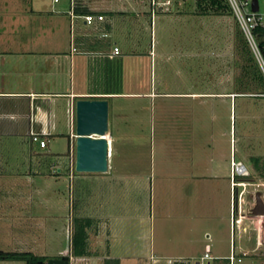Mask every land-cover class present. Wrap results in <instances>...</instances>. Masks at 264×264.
<instances>
[{"label": "crops", "instance_id": "obj_1", "mask_svg": "<svg viewBox=\"0 0 264 264\" xmlns=\"http://www.w3.org/2000/svg\"><path fill=\"white\" fill-rule=\"evenodd\" d=\"M165 8L167 5L159 4L152 12L151 0H0V249L31 251L49 258L69 255L70 264H143L132 246L123 249V239L118 236L123 228L120 224L123 219L110 213L113 203L118 207L130 204L138 208L139 186L146 173L141 168L148 166V163L134 156L137 148L129 137L136 129L128 111L133 116L141 114L145 102H151L154 111L158 109L165 119L169 113V100L179 98L180 112L194 120L196 108L188 100L230 97L233 101L238 96L253 95L252 91L244 89V78L235 77L234 64L224 70L225 78L216 79L217 89L191 87L164 90L159 89L160 84L153 78L145 85L136 71L131 70L128 76L125 75L127 64L130 67L133 64L136 68L142 56L148 57L138 49L139 32L147 31L144 18L150 14L153 40L155 12L157 9L164 11ZM87 14L96 16L93 23L86 22L84 16ZM98 15L103 18L98 19ZM129 23L133 25L127 26ZM233 39L235 47L234 33ZM114 46L120 48V54L110 57ZM155 55L152 45L149 50L151 69L155 66ZM220 83L225 89H218ZM79 98L107 99L109 113L110 101L115 100V114L109 119L111 157L107 172L71 171L69 108L71 101L76 102ZM120 98L128 101L127 106L119 103ZM124 113L128 120L122 127L120 122L123 119L119 121L118 117ZM193 131L192 127H186L180 136L193 135ZM164 132L171 134L170 130ZM34 134L44 139L46 145L42 147L33 142L31 136ZM60 137L67 139L68 155L65 158L53 151L55 140ZM120 140L124 142L121 144ZM168 165L175 167L173 171L170 170L171 173L191 176L201 183H212L220 178L227 180L228 177L230 180L231 161L229 173L222 175L213 160L173 159ZM164 166H167L166 162ZM45 168L50 170L49 174ZM170 171L167 169L164 172L167 174ZM47 177L56 179L54 182L50 179L52 199L58 200L61 190L55 186H58L61 178L69 180L73 190L70 241L66 249L54 255L45 254L39 249L41 244L38 238L43 222L37 207H42L43 182L48 181ZM92 183H97L94 194L89 186ZM27 199L33 200V204L27 205ZM90 203L94 205L92 211ZM76 216L95 220L87 228L90 253L83 256L72 254L73 219ZM214 216L217 220V216ZM130 220L132 222V216ZM201 228L199 225L198 229L187 225L182 236L184 245L195 248L196 243L202 244L205 238H212L216 229L212 225ZM225 231L230 238L231 251V221L229 229ZM241 234L236 242V252L240 255L243 249L248 250L242 244L247 232L242 231ZM205 252L214 256L211 264H229L228 255H214L212 250ZM185 254L167 257L169 260L174 257L200 258L203 255L197 249ZM152 255L149 259L155 261L153 252ZM0 264L26 262L0 260Z\"/></svg>", "mask_w": 264, "mask_h": 264}, {"label": "rangeland", "instance_id": "obj_2", "mask_svg": "<svg viewBox=\"0 0 264 264\" xmlns=\"http://www.w3.org/2000/svg\"><path fill=\"white\" fill-rule=\"evenodd\" d=\"M150 9L151 6L149 11ZM199 10L196 0H172V4L167 5L164 11L157 9L154 15L153 40L150 32L151 18L148 13L144 18L147 31L141 30L139 36H136L140 41L138 49L144 51L148 57L142 56L136 68L133 64L132 68L127 64L125 75L128 76L131 70L136 71L145 85L153 78L160 84L159 89L164 90L217 89L216 79L225 78L224 70L234 64L235 77L241 80L244 78V89L252 92L260 90L254 80H249L243 75L239 65L244 62V58L236 52L233 45V28L237 24L233 14L231 12L223 16H215L216 13L212 12L197 14L195 11ZM132 25L127 24L129 27ZM152 45L156 55L155 66L151 69L149 50ZM126 47L129 48L127 43ZM218 89H225L222 83ZM118 100L127 106L126 99ZM169 101V113L165 119L158 109L154 111L151 102L148 104L145 102L141 114L133 116L132 112L128 111L133 117L130 118L134 121L133 126L136 129L131 138L129 137L137 148V152H133L134 156L137 160L148 163V166L141 168L146 173L143 174L142 184L139 186L138 208L130 204H122L121 207L115 206V203L111 204L110 213L114 217L120 215L123 219L120 221L123 225L122 231L118 233L119 238L123 239V249L132 246L143 264H167V256L186 255L185 253L194 249L202 254L212 250L214 255L229 256L230 238L225 231L226 228L229 229L231 221L229 177L227 180L220 178L214 179L212 183L208 181L201 183L191 176L184 177L175 172L171 173L175 167L168 164L173 159L213 160L222 175L229 173L232 158L242 160L251 172L249 178L261 183L247 187L243 205L248 209L258 190L262 192L264 199V176L251 161V157L259 156L262 165L264 163V97L242 95L233 101L230 97L188 100L189 103H194L196 108L194 120L186 118L180 112L181 99L171 98ZM115 105V100L110 101V120L115 114ZM124 111L126 112V109ZM118 118L119 121L123 119L120 125L124 127L125 120H128L125 113ZM186 127H192L193 135L180 136ZM167 130L171 131L170 135L164 132ZM55 141L53 151L65 158L68 155L67 139L60 137ZM123 142L124 140H120L121 144ZM165 162L167 166H164ZM166 168L168 171L172 169L170 173L164 172ZM45 171L47 174L50 173L48 168H45ZM50 179L56 181L54 177H47L48 181L43 182L42 207H37L43 222L38 238L41 244L39 249L45 254L54 255L66 249L70 241L73 190L70 188L69 180L61 178L58 186L54 185L61 190L58 200L52 199ZM89 186L94 194L97 183ZM32 201L27 199V205L33 204ZM74 201L77 205L78 200ZM90 207L92 211L94 205L90 203ZM209 215L210 218L207 219ZM248 223L247 237L242 244L249 253L243 256L240 264H264V214L249 218ZM203 224L216 228L212 238H205L206 242L203 241L202 244L196 243L195 248L184 245L182 236L187 225L193 226L194 229L195 227L198 229L199 225L204 229L206 226ZM258 235L262 244L257 248ZM206 236L208 237V234ZM152 252L155 261L159 263L149 259Z\"/></svg>", "mask_w": 264, "mask_h": 264}, {"label": "built area", "instance_id": "obj_3", "mask_svg": "<svg viewBox=\"0 0 264 264\" xmlns=\"http://www.w3.org/2000/svg\"><path fill=\"white\" fill-rule=\"evenodd\" d=\"M257 9H255V0H227L231 13L235 21L238 23L242 29L245 37L247 38L253 53L255 54L261 69L264 74V58L262 56L260 47L255 37L254 29L261 26L264 27V0H256ZM261 1L263 3V9H261ZM152 3V12H154L156 6L159 4L170 5L172 0H163L162 2L158 0H151ZM88 24L93 23L96 19V16L92 14H87L84 16ZM98 19H102L103 16L98 15ZM120 54V48L114 46L110 57ZM264 95V94H263ZM70 116V158H71V171H75V140H76V113H75V102L71 101L69 108ZM33 142L39 144L40 146H45L46 141L40 136L34 134L31 136ZM251 172L246 163L242 160H236L235 158L231 159V173H230V187H231V251L230 255L227 257L229 264H240L242 262L243 256L248 255V251L243 249L241 255L236 251L237 249V240L242 236L241 232H247L249 225V218L253 216H262L263 214L254 215L252 214V209L256 204V191L254 196L253 203L250 204L248 209L243 205L245 202V195L247 187L251 185H260L250 179ZM262 193V192H261ZM260 235V234H259ZM262 244L260 236L257 240V248ZM151 257H154L153 255ZM214 259L209 252H205L200 258H181L174 257L168 260L167 264H211V260Z\"/></svg>", "mask_w": 264, "mask_h": 264}, {"label": "water", "instance_id": "obj_4", "mask_svg": "<svg viewBox=\"0 0 264 264\" xmlns=\"http://www.w3.org/2000/svg\"><path fill=\"white\" fill-rule=\"evenodd\" d=\"M255 9L257 1L255 0ZM76 140L75 170L80 173H103L109 170L111 140L109 139V101L103 98H79L75 102ZM252 214H264V199L256 194ZM38 264H43L39 261ZM45 264H70L63 257H51Z\"/></svg>", "mask_w": 264, "mask_h": 264}, {"label": "trees", "instance_id": "obj_5", "mask_svg": "<svg viewBox=\"0 0 264 264\" xmlns=\"http://www.w3.org/2000/svg\"><path fill=\"white\" fill-rule=\"evenodd\" d=\"M196 4L197 8L200 9L198 13L201 14L210 12L216 14H226L231 12L227 0H196ZM254 33L264 58V27L259 26L255 28ZM234 34L236 52L244 58V62L239 64L242 68L243 75L249 80H254L257 88L260 87V90L252 92V94L255 96L264 97V74L247 38L245 37L238 23L235 24ZM261 160L262 159L259 156L251 157L254 167L262 176H264V163L262 165ZM94 221L95 220L90 217L76 216L73 219L74 230L72 234L71 245L72 254L74 256H83L90 253L88 250L87 228L92 226ZM57 257H63L68 260L70 259L69 255H60ZM48 259L49 256L37 255L31 251H6L0 249V260H23L26 262V264H38L39 261H42L43 264H45ZM227 262H229L228 258Z\"/></svg>", "mask_w": 264, "mask_h": 264}]
</instances>
